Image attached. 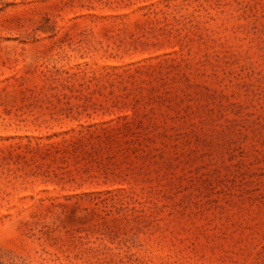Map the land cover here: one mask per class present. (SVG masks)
Listing matches in <instances>:
<instances>
[{
  "label": "rangeland",
  "instance_id": "374dc122",
  "mask_svg": "<svg viewBox=\"0 0 264 264\" xmlns=\"http://www.w3.org/2000/svg\"><path fill=\"white\" fill-rule=\"evenodd\" d=\"M0 264H264V0H0Z\"/></svg>",
  "mask_w": 264,
  "mask_h": 264
}]
</instances>
